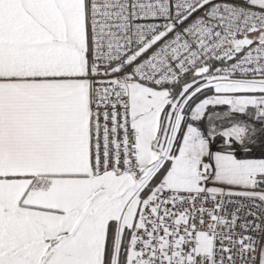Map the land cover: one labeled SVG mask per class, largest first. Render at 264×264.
I'll list each match as a JSON object with an SVG mask.
<instances>
[{
	"label": "snow or ice",
	"instance_id": "6c2138e0",
	"mask_svg": "<svg viewBox=\"0 0 264 264\" xmlns=\"http://www.w3.org/2000/svg\"><path fill=\"white\" fill-rule=\"evenodd\" d=\"M0 264H264V0H0Z\"/></svg>",
	"mask_w": 264,
	"mask_h": 264
}]
</instances>
